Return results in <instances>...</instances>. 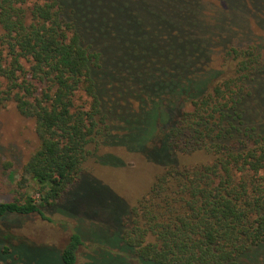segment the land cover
Wrapping results in <instances>:
<instances>
[{
	"label": "trees",
	"instance_id": "obj_1",
	"mask_svg": "<svg viewBox=\"0 0 264 264\" xmlns=\"http://www.w3.org/2000/svg\"><path fill=\"white\" fill-rule=\"evenodd\" d=\"M263 42L264 0H0V110L34 123L37 186L0 218L44 217L90 157L123 149L158 173L107 242L73 230L58 264L83 247L84 264H264Z\"/></svg>",
	"mask_w": 264,
	"mask_h": 264
},
{
	"label": "rangeland",
	"instance_id": "obj_2",
	"mask_svg": "<svg viewBox=\"0 0 264 264\" xmlns=\"http://www.w3.org/2000/svg\"><path fill=\"white\" fill-rule=\"evenodd\" d=\"M233 14L236 24L246 31L250 30L246 20L248 26L255 25L250 15L246 17L238 12L237 18ZM240 37L250 36L242 34L238 37L242 40ZM250 100L244 104L249 113L246 117L260 120L263 112ZM113 123L120 125L117 119H113ZM35 147L33 121L20 116L14 103L7 104L0 110V202L13 201L24 194L37 196V186L22 176V167ZM106 153L120 158L122 165L112 167L97 163V156ZM206 159L202 154H191L180 160L194 164ZM159 169L141 154L114 148L98 152L84 163L82 179L65 198L54 207L43 209L44 217L12 214L0 218V264H58L60 252L76 229L85 237L107 242L110 231L116 229L114 216L143 195ZM86 245H90L89 240ZM87 252L85 247L80 249L77 264H84Z\"/></svg>",
	"mask_w": 264,
	"mask_h": 264
}]
</instances>
